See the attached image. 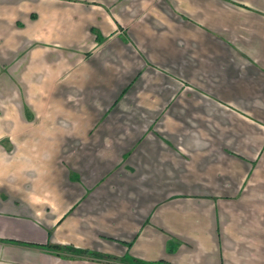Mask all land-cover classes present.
I'll return each instance as SVG.
<instances>
[{"label": "crops", "instance_id": "1", "mask_svg": "<svg viewBox=\"0 0 264 264\" xmlns=\"http://www.w3.org/2000/svg\"><path fill=\"white\" fill-rule=\"evenodd\" d=\"M174 4L199 29L191 48L199 61L184 63L181 74L199 90L193 100L188 94L199 111L184 109L180 123L167 119V111L154 115L164 137L150 143L146 134L120 160L103 151L96 170L97 159H82V178L92 184L124 179L112 209L109 191L96 205L89 199L93 187L69 188L79 181L73 171L81 160L73 159L77 165L64 173L62 161L76 148L72 140L45 160L46 168L31 172L45 147L36 144L31 158L25 110L35 100L31 85L44 87L46 95L47 86L78 82L81 111L103 106L108 100L95 89L98 74L112 68L113 58L131 74L141 58L126 40L134 37L133 46L144 51L141 39L148 37L145 23H135L125 38L116 28L131 26L150 4L0 0V264H264V0ZM104 39L102 54L84 60ZM180 44L168 51V71L183 60ZM120 97L111 100L114 111L124 108ZM108 210L112 218L98 229Z\"/></svg>", "mask_w": 264, "mask_h": 264}, {"label": "rangeland", "instance_id": "2", "mask_svg": "<svg viewBox=\"0 0 264 264\" xmlns=\"http://www.w3.org/2000/svg\"><path fill=\"white\" fill-rule=\"evenodd\" d=\"M174 3L175 0H147V4L150 5L146 7L145 11L131 26L122 24L120 28H116L118 35L125 38L127 37V32L130 34L131 29L133 30L134 28L135 30L137 24L145 23L148 26V37L144 38V41L141 39V42L146 45L144 51H140L133 46L134 37L132 38L133 40H126L127 45L131 46L130 43L133 44L131 50H135V53L141 58V61L135 67L136 69L131 70V74L127 75L126 70H122L119 65L115 66L120 64L116 58L110 60L112 61V64H110L112 65L111 69H103L98 74V77H101L99 79L102 88L99 86L95 89H103V94L108 100L104 102L103 106L91 111H81L83 89L80 90L77 87L80 86L79 82L74 87L63 85L60 87L47 86L46 95H43V92H45L44 87L39 88L31 85V98H35V100L32 99L29 108L25 110L27 115L26 125L29 132L31 131L30 134L25 135V137L28 136V141L32 145L30 150L31 158L35 157L33 153L38 152V150L33 151V148H36V144L41 143L42 147H45L41 152L43 159L41 161L35 160L34 165L30 167L31 172L33 170L37 171L39 168L42 169V167L46 168V161L51 162L52 157L55 155V158L58 157L60 145L67 140H72L76 144V148L71 149L73 154L70 155L69 159L65 158L62 161L64 173L70 170V166H76L78 161L81 160L79 168L76 166L73 171L78 175L79 181L72 182L69 188H76L78 191L83 192L82 189L93 187L94 192L90 194L89 199L96 205H99L97 202L103 204L102 198L104 194H109L110 192V195L114 196V201L110 204L113 209V205L118 200V194L122 191L124 179L120 177L121 175H116L109 179L106 178V181L104 178L102 181L97 178L96 182L92 184L91 181L82 178L84 172L83 168L81 170L80 167L82 159L86 161L88 159H92V161L97 159L94 161L93 167V170H96L99 167L97 166L99 165L98 159H101L99 154H102L103 151H105L106 155L110 153L113 157L120 160L121 153L125 150L131 153L132 147L137 141L140 139L146 141V134L147 136L149 135L148 140L150 143L155 140L156 135L164 137L162 132L165 133V131L161 129V121L159 122L160 119H158L156 124H154V115H165V111H167V116H165L168 117L167 119L170 118L172 121L180 123L184 109L192 113L199 111L195 106L196 102L188 101L190 99L188 94L192 95L191 100H193L195 98L193 95L198 94L199 90L188 84L181 76L184 63L188 62L191 66H194L199 61L197 55L191 52L194 37L198 38L199 29H197V25L194 22H186L187 19L182 13L184 8L182 6L176 7ZM151 13H154V16L158 15L157 18L155 19L154 16L152 18ZM154 32L156 35L155 39ZM97 40L100 43L101 39ZM105 42H109V40L106 41L104 39L103 44L101 43L94 50L88 51L84 56V60L89 57L91 59L92 56L101 55ZM172 42L179 44L182 42L178 53L182 54L183 60L173 65L172 70L168 71L164 63H166V58L173 52L174 43ZM99 47L101 48L99 49ZM206 47L211 48L212 46L207 45ZM170 50L172 52L168 53ZM167 53L168 55H166ZM154 57H157L158 64L154 63ZM126 58V54L121 56L122 66L126 65ZM90 59H88L89 62H91ZM125 74L127 75L126 80L123 81ZM193 79H196V77ZM127 80L125 87L117 93V86ZM120 94L121 97H124V108L121 111H114L115 107L111 106V100ZM172 95L175 97H172ZM43 96H46V99L41 102ZM171 100H173L172 103H170ZM206 104L214 108L216 106L215 103ZM207 109H209V106ZM194 119L195 117L192 116V120ZM71 130L74 132H66ZM143 135H145V139L142 137ZM21 137L22 133L19 136L17 135L19 140H21ZM73 159L78 160L76 164ZM44 161L45 163H43ZM111 216L112 210H108L105 212V222H97L95 227L106 229V221L112 218ZM120 225L122 224H118V226ZM104 229L100 230V234L105 233ZM95 239L100 244H106L101 238L98 239L97 237ZM137 264L141 263L137 262Z\"/></svg>", "mask_w": 264, "mask_h": 264}, {"label": "trees", "instance_id": "3", "mask_svg": "<svg viewBox=\"0 0 264 264\" xmlns=\"http://www.w3.org/2000/svg\"><path fill=\"white\" fill-rule=\"evenodd\" d=\"M52 249H53V250H56L57 252H59L60 247H55V246H53Z\"/></svg>", "mask_w": 264, "mask_h": 264}]
</instances>
